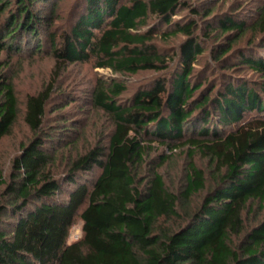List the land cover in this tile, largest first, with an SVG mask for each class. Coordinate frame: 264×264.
<instances>
[{
    "label": "trees",
    "instance_id": "obj_1",
    "mask_svg": "<svg viewBox=\"0 0 264 264\" xmlns=\"http://www.w3.org/2000/svg\"><path fill=\"white\" fill-rule=\"evenodd\" d=\"M62 1L0 0V141L18 118L3 54L47 51L55 72L92 62L154 75L127 97L122 82L95 79L81 96L108 116V130L62 173L56 149L77 127L49 131L46 111L76 100L53 81L28 94L23 121L34 136L0 177V264H264V218L247 229L243 219L264 202V0H71L55 33ZM151 143L189 146L188 158L197 150L215 179L174 233L156 224L180 218L204 172L190 160L180 195L155 170L140 177ZM77 217L81 238L67 243Z\"/></svg>",
    "mask_w": 264,
    "mask_h": 264
},
{
    "label": "rangeland",
    "instance_id": "obj_2",
    "mask_svg": "<svg viewBox=\"0 0 264 264\" xmlns=\"http://www.w3.org/2000/svg\"><path fill=\"white\" fill-rule=\"evenodd\" d=\"M73 5V1L66 0L58 3L57 14L61 16L58 20H54L51 30L59 33L66 24L65 18ZM44 6H42V9ZM41 8L37 9L38 13H42ZM178 17V16H177ZM44 32V31H43ZM46 32V31H45ZM44 34V33H43ZM177 39H171L168 42L158 41L157 43L169 47L175 46ZM2 59L7 61L9 70L8 77L14 85L15 95L18 99V118L9 130V133L0 141V177L7 180L12 170V160L21 151V147L33 138L34 134L28 130L23 121V112L28 94H34L46 86L50 82H54V92H62L73 96L76 101H71L68 105L61 109V112H53L63 105L59 99H54L46 111L45 125L48 126L49 131H58L62 128L73 129L77 127L76 132H72L67 141L62 142L59 148L56 149L55 162L53 171L62 173L66 166V159L73 158L86 152L88 149L94 147L97 140L101 139L103 134L108 130L109 118L105 113L99 110H93L83 102L84 91L90 90L94 85L95 79L110 81L116 80L122 82L126 86L124 97L129 96L134 90L143 87L149 80L148 77L154 75L150 71H143L135 75H121L114 73L109 69L98 68L92 62L77 63L76 65H67L60 72L56 69L53 58L46 52L33 53L29 49L24 50L20 55L3 54ZM204 63V62H202ZM198 68V67H197ZM59 72V74H57ZM242 75L245 72L241 73ZM249 74V73H248ZM65 94L61 95L64 98ZM66 102V101H64ZM74 102V103H72ZM82 109V110H81ZM66 118L68 123L62 125V118ZM59 116V117H58ZM69 133V132H68ZM153 150L144 158V165L139 168L138 174L140 177H146L152 170L159 173L164 178L166 186L175 194L180 195L183 189L185 174L188 170L189 161L192 160L195 167L200 168L204 172L205 186L202 191H199L195 196L188 200H181L178 204L177 210L181 213L180 218H165L160 220L157 224L158 233H174L178 231L182 225L185 224L187 212L192 213L193 209L202 201L205 192L210 190L214 184L215 179L212 175L211 165L207 158L200 155L195 150H191L192 156L188 158L189 146L178 147L176 150L170 152L164 147H159L155 143H151ZM166 155L164 162L160 161L159 156ZM98 171L96 169L94 174ZM88 176L86 179H90ZM64 197V196H63ZM251 211L245 210L243 213L245 229L252 226L257 221L264 218V202L258 206L256 202H251ZM82 221L77 217L74 224L70 228L67 243L79 240L82 235Z\"/></svg>",
    "mask_w": 264,
    "mask_h": 264
}]
</instances>
